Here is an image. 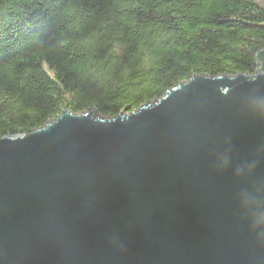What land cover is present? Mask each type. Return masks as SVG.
Listing matches in <instances>:
<instances>
[{
	"label": "water",
	"instance_id": "1",
	"mask_svg": "<svg viewBox=\"0 0 264 264\" xmlns=\"http://www.w3.org/2000/svg\"><path fill=\"white\" fill-rule=\"evenodd\" d=\"M116 117L0 137V264H264V48Z\"/></svg>",
	"mask_w": 264,
	"mask_h": 264
},
{
	"label": "trees",
	"instance_id": "2",
	"mask_svg": "<svg viewBox=\"0 0 264 264\" xmlns=\"http://www.w3.org/2000/svg\"><path fill=\"white\" fill-rule=\"evenodd\" d=\"M264 0H0V137L131 113L196 74H254Z\"/></svg>",
	"mask_w": 264,
	"mask_h": 264
},
{
	"label": "rangeland",
	"instance_id": "3",
	"mask_svg": "<svg viewBox=\"0 0 264 264\" xmlns=\"http://www.w3.org/2000/svg\"><path fill=\"white\" fill-rule=\"evenodd\" d=\"M96 115H98V114H96ZM99 116V115H98Z\"/></svg>",
	"mask_w": 264,
	"mask_h": 264
}]
</instances>
